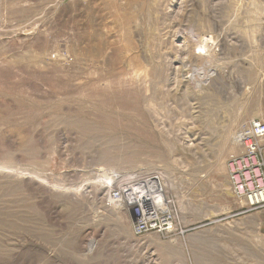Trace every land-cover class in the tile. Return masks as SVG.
<instances>
[{
  "label": "rangeland",
  "instance_id": "374dc122",
  "mask_svg": "<svg viewBox=\"0 0 264 264\" xmlns=\"http://www.w3.org/2000/svg\"><path fill=\"white\" fill-rule=\"evenodd\" d=\"M253 119L264 0H0V264H264L227 171ZM111 170L162 173L172 230L135 235Z\"/></svg>",
  "mask_w": 264,
  "mask_h": 264
},
{
  "label": "built area",
  "instance_id": "2783aa9c",
  "mask_svg": "<svg viewBox=\"0 0 264 264\" xmlns=\"http://www.w3.org/2000/svg\"><path fill=\"white\" fill-rule=\"evenodd\" d=\"M235 141L239 153L227 159L233 195L245 202L246 211L264 208V120L253 119L238 131ZM105 202L123 208L131 216L132 232L168 233L175 224L173 200L165 190L159 172H121L111 170L97 175Z\"/></svg>",
  "mask_w": 264,
  "mask_h": 264
},
{
  "label": "bare ground",
  "instance_id": "6f19581e",
  "mask_svg": "<svg viewBox=\"0 0 264 264\" xmlns=\"http://www.w3.org/2000/svg\"><path fill=\"white\" fill-rule=\"evenodd\" d=\"M206 40H211V37L209 36V38L207 37V39ZM212 41V40H211ZM209 42V41H208ZM20 174V173H19ZM40 179V178H39ZM38 179V180H39ZM41 182V181H40ZM45 183H47L48 184V182L46 181ZM49 185V184H48ZM58 189V188H57ZM244 202V201H243ZM243 202L242 201H240V204L241 205H243ZM244 207H245V205H244ZM253 243V242H252Z\"/></svg>",
  "mask_w": 264,
  "mask_h": 264
},
{
  "label": "crops",
  "instance_id": "0c3cea01",
  "mask_svg": "<svg viewBox=\"0 0 264 264\" xmlns=\"http://www.w3.org/2000/svg\"><path fill=\"white\" fill-rule=\"evenodd\" d=\"M263 120V119H262Z\"/></svg>",
  "mask_w": 264,
  "mask_h": 264
}]
</instances>
